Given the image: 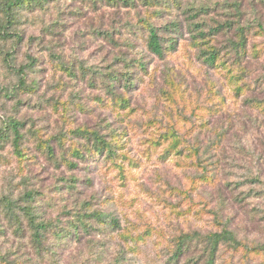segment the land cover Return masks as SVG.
<instances>
[{
  "label": "rangeland",
  "instance_id": "obj_1",
  "mask_svg": "<svg viewBox=\"0 0 264 264\" xmlns=\"http://www.w3.org/2000/svg\"><path fill=\"white\" fill-rule=\"evenodd\" d=\"M130 1L24 7L0 38V264H191L224 230L264 246V111L249 102L264 103V0ZM26 210L60 230L94 211L120 227L90 220L80 240L40 247ZM216 259L264 253L222 242Z\"/></svg>",
  "mask_w": 264,
  "mask_h": 264
},
{
  "label": "trees",
  "instance_id": "obj_2",
  "mask_svg": "<svg viewBox=\"0 0 264 264\" xmlns=\"http://www.w3.org/2000/svg\"><path fill=\"white\" fill-rule=\"evenodd\" d=\"M54 0H8L5 2L3 13L6 17V21L0 25V38H10V27L13 23V20L17 17V11L24 7H32L36 5H43L48 2H52ZM110 3L112 2H119L121 1L125 5H130L133 2L130 0H109ZM161 39L156 31L155 27H150L149 29V42L148 46L150 51L159 56L162 57L164 55L165 48H163L161 44ZM238 51L240 49L245 50L246 49V43L239 42L238 45ZM216 53H210L207 57V62L210 65H215V62L217 60ZM238 55L240 56L241 53L238 52ZM241 60V58H240ZM243 60V58H242ZM241 60V62H242ZM240 62V67H241ZM242 68V67H241ZM246 69V68H244ZM242 68V72L244 73L245 70ZM113 82L117 81V78H114L112 80ZM130 81H128L124 86L127 88L130 87ZM113 88V86L111 87ZM250 103H255L257 108H262L264 111V103L261 101L251 100ZM10 128L14 133L15 136V142L18 143V139H20V123H17L16 121H12L10 124ZM81 133L86 137V139L89 142H92L93 139V145L96 151H99L101 153L107 151L109 154L113 153L112 150V144L108 140H104L100 137L98 133H93L89 131L81 130ZM48 150L52 151L51 148L48 146ZM24 198L27 199L30 203L34 201V195L32 192H29L25 194ZM28 207V206H27ZM25 215L27 216V219L29 221L30 229L32 231V240L37 243L40 247L43 246L45 238L48 237L47 234H53L58 242L60 244L64 243L65 245H68L71 242H76L81 239V234L84 232H89L93 229L92 224H89L88 221L92 220L98 223H103L105 225L110 226L111 228L119 229L120 225L117 220L111 219L107 215L100 213V212H91V213H84L82 218H77L73 224L69 226L70 229L67 230H60L57 227H54L52 223L48 222H42L38 220V217L33 213L32 210H26ZM55 228V229H53ZM67 238H69L71 241L67 242ZM185 238V239H184ZM183 239H181L177 245V250L173 252V258L176 263H178L180 260L181 255H185L186 253L192 252L193 249L190 248V245H192V241L195 239V235H186ZM199 238V237H197ZM206 250L203 251V254H199V256H196L195 258L193 255L189 257V261L191 264H216V255L218 252V247L222 242H230L233 243L235 248H244L247 252H263L264 253V246H258L254 248H249L248 245H243L242 243H239L236 239L233 233L229 230H224L220 233H214V234H207L206 235Z\"/></svg>",
  "mask_w": 264,
  "mask_h": 264
}]
</instances>
